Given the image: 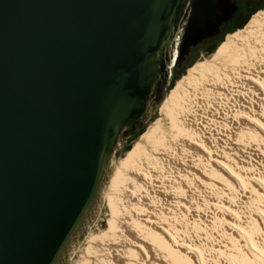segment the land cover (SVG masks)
Segmentation results:
<instances>
[{
    "label": "water",
    "instance_id": "1",
    "mask_svg": "<svg viewBox=\"0 0 264 264\" xmlns=\"http://www.w3.org/2000/svg\"><path fill=\"white\" fill-rule=\"evenodd\" d=\"M238 9L0 0V264H69L121 144L162 100L176 62Z\"/></svg>",
    "mask_w": 264,
    "mask_h": 264
},
{
    "label": "bare ground",
    "instance_id": "2",
    "mask_svg": "<svg viewBox=\"0 0 264 264\" xmlns=\"http://www.w3.org/2000/svg\"><path fill=\"white\" fill-rule=\"evenodd\" d=\"M163 111L172 133L157 120L113 169L103 199L124 215L109 220L98 262L264 264V15L200 61ZM121 179L126 199L107 192Z\"/></svg>",
    "mask_w": 264,
    "mask_h": 264
},
{
    "label": "rangeland",
    "instance_id": "3",
    "mask_svg": "<svg viewBox=\"0 0 264 264\" xmlns=\"http://www.w3.org/2000/svg\"><path fill=\"white\" fill-rule=\"evenodd\" d=\"M240 2L242 4L243 10L247 11L246 16H245V17H247V19L243 23V25L240 27V29H237L234 32H232L229 29L226 31V33L220 38L221 41L222 40L223 41L222 42L220 41L221 43L216 45L217 50L219 48H222L224 45L227 44V43L225 44V41L227 39L229 40V38H230V41H232L236 34H238L239 32H244L241 30L246 29V27L253 21V19H255V17L258 16L257 18L260 19L264 15V0H240ZM181 41L182 40H180V43H181ZM208 47H209V45H202L201 47H198V48H195L194 50H192V52L190 50L191 54L186 57V59L181 64V68H179V71H181L180 76L177 79H173L174 76L172 74L170 82H169V84H167V88L165 89V91L163 93L162 100L154 106L150 115L148 116V118L143 123L142 129L141 130L139 129L136 132V134H134L132 136H128L127 138H125V141L121 144V146L118 150V154L114 158V161H113L112 172H113L114 168L116 169L117 164L119 165V160L120 159L125 160L128 157V153H129V151L132 150L136 141L144 133H146L149 130V128H151L153 126V124H155V122H157V120L162 119L163 124L165 125V128L167 129L168 133H170V132L172 133V129L170 128L169 119L167 118V116L164 114V111H163L164 107L167 104L171 95L174 93V88H175L176 84L178 83L177 85L179 86L181 84L183 78L190 71L192 72V70H194L197 67V64L200 61H203L204 59H206L207 57H210L214 53V51L212 53H208L206 51L208 49ZM178 50H179V47H178ZM200 102L201 103H198V105L199 106L203 105L204 101H200ZM124 157H126V158H124ZM133 167L138 168L136 165H133ZM122 181H123V179H121V181L118 182L116 184V186L115 185H113V186L109 185V188L107 189V192H109V195H114V196L118 195L117 197L126 199L125 196L123 197V195H124L123 189H124V187L126 188L125 184H123V183H126V182H122ZM109 190H111V191H109ZM112 191H114V192L111 193ZM119 202L120 201H118V203ZM119 205L121 206L120 203H119ZM116 207H117V205L115 204L114 200L109 199L108 196L106 197V201L104 199L102 200L101 205L99 207V211H98L94 221L91 223L90 227L88 228V231H87L85 237L75 246V248L71 254L69 264H83V262H84V264H90L89 262H91V264H95L96 262H97L96 264H101L98 262L101 259H99V257H97L95 251H96V249H100V248L105 247L104 242H105L106 237L104 236L105 235L104 231H107V230L111 231V226L109 224V220L112 218H114V219L120 218L121 219V217H123V215H124V213H122V211L118 207L117 208L119 209L120 212L119 211L117 212L118 209ZM116 213H118V214H116ZM87 234H88V236H87ZM90 234L95 235L97 238L92 243L93 249H91V252L88 251L89 253H87L88 245L90 243H89V241H86V240L88 239ZM101 254H103V253H101ZM98 256H99V254H98ZM95 258H97V259H95Z\"/></svg>",
    "mask_w": 264,
    "mask_h": 264
},
{
    "label": "flooded vegetation",
    "instance_id": "4",
    "mask_svg": "<svg viewBox=\"0 0 264 264\" xmlns=\"http://www.w3.org/2000/svg\"><path fill=\"white\" fill-rule=\"evenodd\" d=\"M238 5H239V9L236 12L235 16L230 21H228L227 23L223 24L220 35L215 40H213V41L206 40V41L200 42L195 47H191V52L195 48L201 47L202 45H212L214 42H216L217 40H219L226 33V31L228 29L231 30L232 32L236 31L237 29H240V27L243 25V23L247 19V17H245L247 11L246 10H243L242 4H241L240 0H238ZM191 52L189 53V55L191 54ZM189 55H187V56H189ZM187 56L186 55L184 56V59L180 62V65L183 63V61L186 59L185 57H187Z\"/></svg>",
    "mask_w": 264,
    "mask_h": 264
},
{
    "label": "trees",
    "instance_id": "5",
    "mask_svg": "<svg viewBox=\"0 0 264 264\" xmlns=\"http://www.w3.org/2000/svg\"><path fill=\"white\" fill-rule=\"evenodd\" d=\"M259 15V14H258ZM258 17V16H257ZM257 17H255V18H257ZM256 20H258V19H256ZM256 20L255 19H253V21L246 27V29H243V30H241V31H244V32H239V33H245V32H247L252 26H253V24L256 22ZM216 39V38H215ZM215 39H211V40H209V41H213V40H215ZM220 41H221V39H219V40H217L216 42H214L212 45H209V47H208V49L206 50L208 53H212L213 51H216L217 49H216V45L217 44H220ZM227 41V40H226ZM225 41V42H226ZM230 42V40L229 41H227L226 43H229ZM225 43V44H226ZM219 46V45H218ZM218 48V47H217ZM216 49V50H215ZM187 55H189V54H187ZM186 55V56H187ZM186 58V57H185ZM180 60H178L177 62H176V64H175V66L173 67V79H177L179 76H180V73H181V71H179V68H181V65H180ZM191 72V71H190ZM189 72V73H190ZM188 73V74H189ZM187 74V75H188ZM178 84V83H177ZM176 84V86H175V88H174V90L178 87V85ZM143 127V126H142ZM142 127L140 128V130L142 129Z\"/></svg>",
    "mask_w": 264,
    "mask_h": 264
},
{
    "label": "built area",
    "instance_id": "6",
    "mask_svg": "<svg viewBox=\"0 0 264 264\" xmlns=\"http://www.w3.org/2000/svg\"><path fill=\"white\" fill-rule=\"evenodd\" d=\"M179 44H180V42H179ZM172 74H173V69H172ZM171 77H172V75H171Z\"/></svg>",
    "mask_w": 264,
    "mask_h": 264
}]
</instances>
